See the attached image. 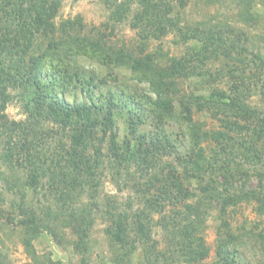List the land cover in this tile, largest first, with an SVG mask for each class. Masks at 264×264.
Masks as SVG:
<instances>
[{"label": "trees", "instance_id": "1", "mask_svg": "<svg viewBox=\"0 0 264 264\" xmlns=\"http://www.w3.org/2000/svg\"><path fill=\"white\" fill-rule=\"evenodd\" d=\"M100 1L107 20L87 29L82 14L58 20L63 0H0V243L19 232L37 264H60L37 255L34 240L48 233L91 255L101 221L111 264H207L216 210L211 264H255L243 247L249 239L264 249V230L237 231L232 217L242 203L264 214V108L251 103L256 94L264 102V53L231 21L258 27L257 0H229L231 21H191L189 0ZM123 25L136 33L132 44L109 38ZM170 34L184 51L165 49ZM84 58L109 73L130 69L134 83L97 97V81H110ZM80 87L86 102H68ZM16 100L22 119L7 113ZM175 120L185 123L184 150L168 127ZM108 176L129 192L125 202L104 190ZM0 264H13L2 247Z\"/></svg>", "mask_w": 264, "mask_h": 264}, {"label": "rangeland", "instance_id": "2", "mask_svg": "<svg viewBox=\"0 0 264 264\" xmlns=\"http://www.w3.org/2000/svg\"><path fill=\"white\" fill-rule=\"evenodd\" d=\"M225 2L221 0L215 3H208L207 0H189L187 7V16L191 21H195L210 17L214 13H218L220 16L219 18H221L222 20L231 21L233 15L235 14V12H237L238 9L234 7V3L232 4L229 0ZM254 9L257 11L262 10L264 15V0H257L254 5ZM107 13V10L104 8L100 0H63V6L59 13L60 19L58 20L67 17H74L77 14H82L85 19L87 29H91L94 28V26H102L107 20ZM231 22L234 26H238L240 29L246 32L247 36L250 38V42H248V45L255 47L256 50L261 48L264 53V40H262L261 38L262 35H264V21H262L258 27H256L255 25L253 27L252 25L249 26L247 23H243L241 21L239 22L235 19ZM107 33L109 34V30H107ZM135 35V31H133L127 25H123L118 27L115 30L114 34H110L109 38L113 42H117L118 45H122L124 43L127 45L134 42ZM173 40L174 36L170 34L166 38H164L163 41H161V44L165 47L166 50L170 49L172 53L178 54L184 51V47L181 44L176 45ZM158 43L160 42H151L150 48H155ZM82 64H86V67L99 69V71L101 72L100 75L108 78V80L110 81L108 85H103V83L97 81L98 87H95L97 97L101 96V94L108 89H113L115 91L124 90V86L127 85V82H131L132 84L134 83L131 70L128 68L116 69L115 71L113 70L112 73H109L108 69L105 66L100 65V63L92 59L90 60L89 58H84ZM67 100L70 103L83 101L86 102L87 97L84 89L82 87L75 89L72 88L67 95ZM251 103L256 107L259 106V108H264V102H262L261 96L258 94L252 97ZM7 113L10 118L13 119H22L25 117L22 104L17 100L8 105ZM194 117L203 122V124L207 125L206 127H209L211 125L219 126V122L213 119L209 112H200L196 110L194 113ZM182 124L183 123L181 122V120H175L168 123V127L174 132L180 133L179 145L180 148L184 150L186 144L189 145V137H187V135L185 137V133H183L182 131L184 129L183 127L185 126V123L183 125ZM145 126L147 128H151V122H147ZM174 137L176 138L178 136L175 135ZM249 166L253 169L251 165ZM257 183L258 177L253 176L251 184L256 185ZM103 184L104 190L106 192L117 195V197L123 202L128 199L129 192H119L109 176L103 178ZM207 224L208 227L206 229V240L211 248V252L209 257L205 260V263L211 264L216 258V228L218 226L216 210H213L211 212ZM255 225H258L257 231L264 230V214H259L257 212L255 204L242 203L237 208L236 213L233 214V228L237 231H242L243 226L247 229H250L252 227H255ZM104 227L105 224L101 221H98L93 229V232L91 234V255L90 250L87 254H83L82 252L78 253L75 250V247L70 246L66 243V249L59 247V245L56 244V242L52 239L51 236H49L48 233H43L34 240V244L37 249V255H40L41 258L46 259V255L50 254L51 258L57 262H60V264H111L109 261V242L104 234ZM6 231L9 235L10 228L7 227ZM67 237L72 239V236L69 233L67 234ZM4 239L5 242L4 244L0 243V247H2L3 250L7 253L13 264L39 263L26 252L25 247L22 244L19 232L18 234H10L9 237L5 236ZM257 242L258 241L253 242V240L248 239L247 244L243 247V255H245L248 260H252L255 264H264V249L260 245V242Z\"/></svg>", "mask_w": 264, "mask_h": 264}]
</instances>
